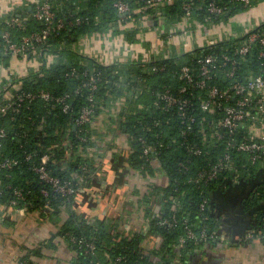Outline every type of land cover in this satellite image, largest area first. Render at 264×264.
I'll list each match as a JSON object with an SVG mask.
<instances>
[{
	"label": "trees",
	"instance_id": "1",
	"mask_svg": "<svg viewBox=\"0 0 264 264\" xmlns=\"http://www.w3.org/2000/svg\"><path fill=\"white\" fill-rule=\"evenodd\" d=\"M113 2L51 0L59 14H78L81 21L69 30L53 35L47 46L42 47L38 68L28 70L25 76L15 80L22 90L44 87L56 96L72 91L84 80L80 75H66L72 66L95 70L99 73L97 88L92 92L95 110L87 130L80 132L73 119L79 107L87 103L88 91L82 88L70 100L67 111L54 101L36 99L22 102L17 112L0 113V127L6 131L0 138V162L17 159L8 169L0 167V211L2 207L22 208L38 213L45 220L62 221L51 239L59 236L69 244L75 254L73 264H113L118 256L123 258V264H193L195 255L206 246L250 243L256 233L263 230L264 163H253L246 153L231 150L228 162L232 167L220 170L214 178L202 180L198 171L209 169L224 153L223 142L215 145L203 139L200 121L209 115L196 114V122L182 135L185 122L176 106L166 108L157 102V93L168 86L177 94L182 64H194L195 56L203 52L227 51L233 41L223 39L212 45L196 46L191 51L175 52L148 61L138 56L135 60L105 65L91 59L72 60L65 56L70 51L69 46L85 34L107 30L112 34L120 32L116 27L119 15ZM207 2L196 0L202 8ZM228 4L232 5L230 12L242 9L240 5ZM180 6V1L176 0L161 8L165 27L181 19ZM204 11L194 17H201ZM12 14L25 24L24 30L22 27L13 31L15 36L35 26L28 4ZM139 20V13L134 12L133 28L121 31L128 42L134 40L140 29L136 24ZM3 23L0 22V29ZM165 37L166 34L161 35L162 39ZM49 53L62 58L49 63L45 58ZM8 56L0 52V62L6 61ZM153 66L157 69L152 70ZM8 91L13 92V89ZM118 100H121L120 108L114 115H109V120L114 124L111 129L115 130V136L121 133L127 137L130 148L127 165L142 174L159 173L167 180L165 185L151 183L137 200L146 229H121L117 217L101 213L111 190L101 186L98 176L100 164L107 157L98 153V140L102 137L93 123L103 111L113 109ZM1 102L3 98L0 97ZM246 129L240 128L236 132ZM146 146H151L153 151L144 155ZM192 146H197L200 152L192 153ZM112 147L111 142L109 149ZM27 152L47 153V168L51 174L60 179H72L80 190L65 195L56 193L40 180L31 163L24 159ZM15 189H21L22 197L14 193ZM83 201L88 204L87 208L82 206ZM79 208L92 209L90 212L96 208L100 210L88 218L78 213ZM64 211L66 217L62 220ZM165 218L168 223L162 222ZM185 224L197 233L204 228L207 238H184ZM70 235L94 242V253H85V246L71 241ZM260 240L264 243V237ZM32 252L35 251H29ZM29 253L21 258L20 264H37L30 259Z\"/></svg>",
	"mask_w": 264,
	"mask_h": 264
},
{
	"label": "built area",
	"instance_id": "2",
	"mask_svg": "<svg viewBox=\"0 0 264 264\" xmlns=\"http://www.w3.org/2000/svg\"><path fill=\"white\" fill-rule=\"evenodd\" d=\"M175 1L114 0L113 6L119 15L116 24L120 30L119 38H124L121 34L123 29L132 27L133 13L137 12L140 18L136 23L137 28L141 29L143 23L151 27L156 26L160 30V35L166 34V37L181 34L190 40L197 35L204 37L219 30V39L208 41L205 45H212L223 39L233 41L227 51L203 52L195 56L194 64H182L179 70L181 84L177 94L168 86L157 93V102L162 103L166 108L176 106L179 116L185 122L181 128L182 135H185L196 122V114L209 115L208 118L200 121L201 130L204 132L203 139L214 142L215 145L219 141L223 142L224 153L209 169L198 171V176L202 180L214 178L220 170L232 167L228 162L231 150L246 153L253 163H264V17L250 21L249 14L255 6L264 4V0H228L231 4L242 6L241 10L234 12H230L232 5L219 0H208L204 8L197 4L196 0H179L183 11L181 19L165 27L163 23L165 17L161 13V8ZM14 8L12 5L8 8L10 14L3 18V27L0 29V52L9 54L14 59L35 60L42 53V47L47 46L53 35L69 30L71 26L81 21L78 14L71 12L59 14L51 0H29L28 8L31 10L35 26L15 36L13 31L22 27L24 30L25 24L21 18L12 14ZM202 10L205 11L202 12L201 17H194ZM237 25L242 26L243 30L234 32L233 27ZM183 49L178 53L187 51L186 48ZM171 54L162 56L154 52L143 60L168 57ZM45 58L52 63L57 62L60 56L49 53ZM151 69L157 68L153 66ZM26 73L23 72V76ZM66 75H80L84 77V80L72 91H65L56 96L44 87L22 90L20 85L12 84L13 92L0 93V97L3 98V102L0 103V113L17 112L22 102L36 99L54 101L60 104L63 111H67L70 100L79 94L82 88H86L87 103L79 107L73 119L74 126H79L80 132H85L95 110L92 92L97 88L99 73L89 68L72 66ZM195 98L196 101H194ZM117 104H121L120 100L114 105L117 106ZM244 127L247 128L246 131L236 132ZM5 134V129L0 127V138ZM152 151L151 146H146L143 154L147 155ZM190 151L197 154L200 149L192 146ZM24 159L31 163L32 170L38 174L40 180L49 184L56 193L65 195L80 190L72 179H60L51 174L47 168L49 160L47 153L39 155L37 152H27ZM16 162L17 159H5L0 162V167L8 169ZM183 167L186 168L184 165ZM82 168L85 169L84 166ZM42 192L47 193L46 190ZM14 193L22 197L21 189H15ZM18 210L24 211L22 208ZM162 222L168 223V220L165 218ZM262 224L263 230L256 233V238L259 239L264 237V216ZM184 226V238H207L204 228L197 233L187 224ZM69 238L79 245H84L85 253L89 255L94 253L96 247L94 242L72 235ZM180 239L183 240L182 237ZM113 264H123V258L116 257ZM256 264H264V255L256 261Z\"/></svg>",
	"mask_w": 264,
	"mask_h": 264
},
{
	"label": "crops",
	"instance_id": "3",
	"mask_svg": "<svg viewBox=\"0 0 264 264\" xmlns=\"http://www.w3.org/2000/svg\"><path fill=\"white\" fill-rule=\"evenodd\" d=\"M28 3L29 0H0V22L10 13L8 8L11 5L15 7L12 12H17ZM249 14L250 21L261 19L264 17V4L255 6ZM18 16H20L19 13ZM143 24L142 28L134 35V40L129 42L125 38L111 37V30L101 33L91 32L71 44L69 46L70 51L63 55L72 60H79V58L91 59L105 65L115 61L135 60L138 56L142 59L147 58L154 52L164 56L180 52L184 50L183 48L190 50L193 47L205 45L208 41L219 39L220 34L218 30V32L208 35L207 39L197 35L188 40L181 34L178 38L169 35L166 39H162L158 27ZM242 30L243 27L240 25L233 27L234 32ZM173 38L177 39L175 40L178 44L177 47H173L171 43ZM35 60L14 59L9 55L6 61H1L0 90L8 93V89L11 88L12 84L19 83L15 79L22 77L23 72L28 73V70L38 68L39 62H41V54ZM12 80H15V82ZM119 108L120 104H117L110 111H103L93 123L99 131L100 137H102L98 140V153L107 157L100 164L98 176L101 178V186L111 190L110 193L108 192L107 200L101 208V213L112 216V218L117 217L121 229L139 230L142 227L146 229L145 219L141 210L137 207V200L143 192L148 190L151 183L165 185L167 180L159 173L155 175L142 174L139 170L127 165V157L130 152L127 137L121 133H117L115 136V130L111 129L114 124L110 123L109 120V115H114ZM111 142L113 147L110 150L109 144ZM113 153L116 154L113 155ZM85 202L83 201L84 205H82L84 207L88 205ZM86 208H79L78 213L81 212L87 217L89 216L88 218L97 214L95 212L100 210L96 208L90 212L92 209L88 210ZM61 217L62 220L65 219V211ZM61 222L45 220L36 212L31 213L23 210H12L10 207H2L0 211V264H20L21 258L29 251H35L29 253V257L37 264H73L75 254L69 244L59 236L51 239V236L59 229ZM253 241L256 243L253 246L259 248L257 252H254L253 261H257L264 255V243L256 237ZM229 248L232 247L227 245L206 246L195 255L193 264H232L226 252H224Z\"/></svg>",
	"mask_w": 264,
	"mask_h": 264
},
{
	"label": "rangeland",
	"instance_id": "4",
	"mask_svg": "<svg viewBox=\"0 0 264 264\" xmlns=\"http://www.w3.org/2000/svg\"><path fill=\"white\" fill-rule=\"evenodd\" d=\"M216 31H218V30H216ZM110 36L113 38H117V37L119 38L118 33H114ZM174 36H175V38H178L179 34H176ZM207 38H208V36L203 37V39H207ZM101 40H102V38H101ZM103 40H104V38H103ZM175 40H177V39L173 38L171 40L173 47L178 46V44L176 43ZM182 47H183V45H182ZM32 61H34V59H32ZM253 245H256V243L252 240L250 243H248L246 245L231 246L232 248H229L224 252H226L227 256L229 257L230 263H232V264H256V261H253L254 255H255L254 252H257L259 250V248H256Z\"/></svg>",
	"mask_w": 264,
	"mask_h": 264
}]
</instances>
